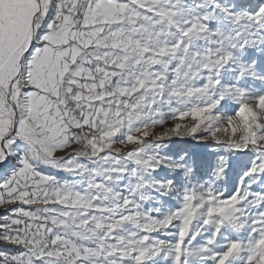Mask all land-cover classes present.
Masks as SVG:
<instances>
[{
  "label": "snow or ice",
  "instance_id": "6c2138e0",
  "mask_svg": "<svg viewBox=\"0 0 264 264\" xmlns=\"http://www.w3.org/2000/svg\"><path fill=\"white\" fill-rule=\"evenodd\" d=\"M0 264H264V0H0Z\"/></svg>",
  "mask_w": 264,
  "mask_h": 264
}]
</instances>
